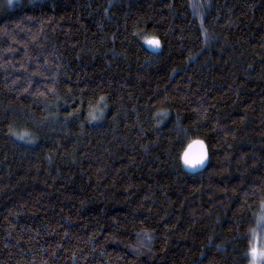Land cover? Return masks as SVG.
Listing matches in <instances>:
<instances>
[{
	"label": "trees",
	"instance_id": "16d2710c",
	"mask_svg": "<svg viewBox=\"0 0 264 264\" xmlns=\"http://www.w3.org/2000/svg\"><path fill=\"white\" fill-rule=\"evenodd\" d=\"M263 204L264 0H0V264H250Z\"/></svg>",
	"mask_w": 264,
	"mask_h": 264
},
{
	"label": "water",
	"instance_id": "95a60500",
	"mask_svg": "<svg viewBox=\"0 0 264 264\" xmlns=\"http://www.w3.org/2000/svg\"><path fill=\"white\" fill-rule=\"evenodd\" d=\"M148 49L157 53L160 47V40L151 38L147 41ZM209 159L207 145L203 140L195 139L191 141L184 149L181 155L183 169L190 174L199 173L205 169Z\"/></svg>",
	"mask_w": 264,
	"mask_h": 264
},
{
	"label": "rangeland",
	"instance_id": "374dc122",
	"mask_svg": "<svg viewBox=\"0 0 264 264\" xmlns=\"http://www.w3.org/2000/svg\"><path fill=\"white\" fill-rule=\"evenodd\" d=\"M259 222L264 223V204L260 209ZM145 242L144 240H141ZM250 264H264V233L262 235L256 234L253 245L249 254Z\"/></svg>",
	"mask_w": 264,
	"mask_h": 264
}]
</instances>
